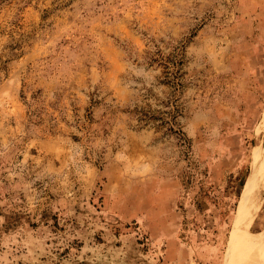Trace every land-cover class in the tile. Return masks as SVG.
<instances>
[{"label":"rangeland","instance_id":"obj_1","mask_svg":"<svg viewBox=\"0 0 264 264\" xmlns=\"http://www.w3.org/2000/svg\"><path fill=\"white\" fill-rule=\"evenodd\" d=\"M263 144L264 0H0V264H233Z\"/></svg>","mask_w":264,"mask_h":264},{"label":"bare ground","instance_id":"obj_2","mask_svg":"<svg viewBox=\"0 0 264 264\" xmlns=\"http://www.w3.org/2000/svg\"><path fill=\"white\" fill-rule=\"evenodd\" d=\"M263 153L264 144L261 147L257 146L252 154V170L246 183L243 202H241L244 203V200L246 201V213H248L249 221L251 222H255L253 220L256 218L255 215L259 206V197L264 189ZM262 166L263 168L261 169ZM234 234L236 254L234 255L232 263L264 264V228L257 232H253L252 226L250 228L248 226L238 228L236 225Z\"/></svg>","mask_w":264,"mask_h":264},{"label":"trees","instance_id":"obj_3","mask_svg":"<svg viewBox=\"0 0 264 264\" xmlns=\"http://www.w3.org/2000/svg\"><path fill=\"white\" fill-rule=\"evenodd\" d=\"M169 69H170V66H169ZM169 76L174 77V78H172L173 80L175 79V73L170 72Z\"/></svg>","mask_w":264,"mask_h":264}]
</instances>
